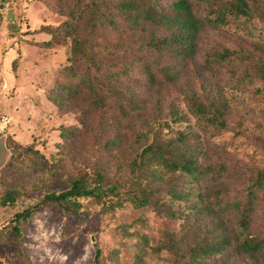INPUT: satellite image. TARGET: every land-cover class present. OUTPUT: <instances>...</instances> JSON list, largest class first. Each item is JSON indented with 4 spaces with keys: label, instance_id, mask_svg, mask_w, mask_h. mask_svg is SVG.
I'll return each instance as SVG.
<instances>
[{
    "label": "rangeland",
    "instance_id": "1",
    "mask_svg": "<svg viewBox=\"0 0 264 264\" xmlns=\"http://www.w3.org/2000/svg\"><path fill=\"white\" fill-rule=\"evenodd\" d=\"M171 1L175 0H157L163 7ZM77 6L78 0H0V115L9 118L0 138V264H92L95 254L96 264H171L168 252H153L151 247L159 245L166 232L178 233L185 221L157 215L149 206L126 204L109 212L79 198L78 215L48 205L21 221L18 232L10 218L44 193L65 189L67 176L78 163L88 165L99 150L106 154L103 141L116 135L120 140L110 148V173L121 176L126 184L130 175L123 162L154 138H173L182 132L200 147L198 172L173 174L177 187L187 193L185 201L162 194L167 175L156 181L158 193L173 208L185 207L189 215L202 209L206 187L216 185L201 170L212 166L210 175H215L219 162L228 168L222 174L230 175L222 186L224 192L248 193L257 171L264 170V15L232 14L226 7L218 10L194 3L192 19L199 32L194 55L186 60L169 52L142 54L137 49L122 57L126 44L134 47L152 31L157 37L164 35L160 26L133 34L103 28L101 68L127 64L128 74L119 75L111 90L120 99L129 96L135 102L114 128L117 108L112 100L86 115L79 103L58 107L46 97L62 81L57 72L69 64L70 38L55 37L54 44L45 47L41 42L51 38L45 27L61 25L67 19L65 11ZM118 43L122 44L117 50ZM212 47L225 48L234 59L204 68L203 57ZM141 59L168 71L173 83L159 90L150 87L140 72ZM232 76L244 79L237 84ZM206 91L219 93L229 105L225 122L230 129L211 139L186 106L188 95L203 96ZM67 129L77 132L76 136L68 135ZM255 195L253 220L257 222L264 208V185ZM231 217L230 211L222 215ZM234 264L249 263L236 259Z\"/></svg>",
    "mask_w": 264,
    "mask_h": 264
},
{
    "label": "trees",
    "instance_id": "2",
    "mask_svg": "<svg viewBox=\"0 0 264 264\" xmlns=\"http://www.w3.org/2000/svg\"><path fill=\"white\" fill-rule=\"evenodd\" d=\"M194 3L204 4L208 8L214 6L218 10L226 7L232 14L255 11L264 15V0H175L166 7L160 6L157 0H78L76 8L65 11L66 21L56 27H45L51 35V38L41 42L45 47L54 44L55 37L70 38L67 56L69 64L57 72L62 81L46 97L58 107L65 102L79 103L86 115L92 110L104 108L106 100H112L117 114L111 126L117 128L135 102L129 96L122 100L111 90L119 75L128 74L129 66L114 65L111 70L101 68L99 46L104 39L103 28L117 34H133L145 27L160 26L164 35L157 37L152 31L148 38L142 39L134 47L126 44L124 48H128L124 49L122 57L137 49L142 54L169 52L182 60L190 59L194 55L199 32L198 25L192 19ZM120 44H116L117 50ZM233 59L225 48L212 47L205 53L202 62L203 67L207 68L223 62L229 63ZM140 63V72L150 87L159 90L173 83L174 76L168 71H160V67H153V63L142 59ZM81 64L83 66L79 70ZM243 79V76L235 77L234 82L238 84ZM204 93L203 96L188 95L186 106L198 128L211 139L230 129L225 122L229 105L217 92ZM74 130H79V127H74ZM66 133L74 138L77 132L67 129ZM119 140L118 135L104 140L101 148L105 149L106 154L98 148L97 159L88 165L78 163L75 172L67 176L65 189L44 193L32 206L14 212L10 220L16 232L21 221L48 205L59 206L78 215L79 198H86L109 212L126 204L134 208L149 206L157 215L185 221L178 233L166 232L162 242L151 247L153 252H168L172 258L171 264H202L207 260L213 264H234L236 259H243L249 264H264V208L258 221L253 220L255 194L264 185V170L257 171L252 188L243 196L237 192L228 195L222 189L230 178L228 173L222 174L228 170L225 163L219 162L216 165L215 175H210L214 171L212 166H204L201 171L216 186L206 187L202 209H195L189 215L184 212L185 207L173 208L162 196L166 194L169 199L177 201L187 199V193L177 187L173 174L197 173L200 147L182 132H177L173 138L156 137L143 145L136 156L123 162L130 175L126 184L121 176L110 173V148ZM162 175H167L163 195L158 193L160 188L156 183ZM226 211L232 212L231 218H222ZM97 258L95 254L92 264L97 263Z\"/></svg>",
    "mask_w": 264,
    "mask_h": 264
},
{
    "label": "built area",
    "instance_id": "3",
    "mask_svg": "<svg viewBox=\"0 0 264 264\" xmlns=\"http://www.w3.org/2000/svg\"><path fill=\"white\" fill-rule=\"evenodd\" d=\"M9 118L5 114L0 115V138L3 137L7 131Z\"/></svg>",
    "mask_w": 264,
    "mask_h": 264
},
{
    "label": "crops",
    "instance_id": "4",
    "mask_svg": "<svg viewBox=\"0 0 264 264\" xmlns=\"http://www.w3.org/2000/svg\"><path fill=\"white\" fill-rule=\"evenodd\" d=\"M2 147H1V142H0V149H1ZM1 151V150H0Z\"/></svg>",
    "mask_w": 264,
    "mask_h": 264
}]
</instances>
